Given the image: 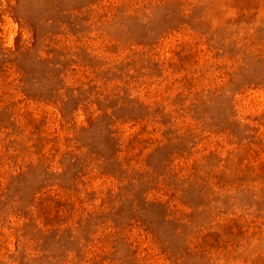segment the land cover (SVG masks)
Masks as SVG:
<instances>
[{
    "label": "rangeland",
    "instance_id": "374dc122",
    "mask_svg": "<svg viewBox=\"0 0 264 264\" xmlns=\"http://www.w3.org/2000/svg\"><path fill=\"white\" fill-rule=\"evenodd\" d=\"M0 264H264V0H0Z\"/></svg>",
    "mask_w": 264,
    "mask_h": 264
}]
</instances>
